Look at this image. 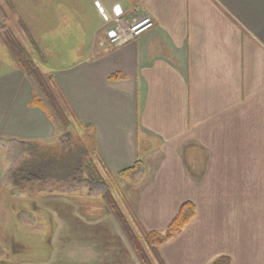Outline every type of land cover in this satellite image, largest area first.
Listing matches in <instances>:
<instances>
[{
    "label": "crops",
    "instance_id": "obj_1",
    "mask_svg": "<svg viewBox=\"0 0 264 264\" xmlns=\"http://www.w3.org/2000/svg\"><path fill=\"white\" fill-rule=\"evenodd\" d=\"M9 3L30 45L76 29L71 62L47 67L37 55L35 65L50 72L72 145L129 179L123 209L138 235L163 232L183 202L195 205L193 219L157 248L164 264H210L222 256L230 264H264V0ZM144 15L154 23L150 30L109 44L114 18ZM32 97L0 38V148L10 158L13 149L26 155L31 142L48 149L61 143ZM46 191L26 201L36 203L30 212L39 221L47 218L38 231L48 254L32 258L41 249L26 244L13 261L10 248L9 264H141L104 199L84 207L76 196Z\"/></svg>",
    "mask_w": 264,
    "mask_h": 264
},
{
    "label": "rangeland",
    "instance_id": "obj_2",
    "mask_svg": "<svg viewBox=\"0 0 264 264\" xmlns=\"http://www.w3.org/2000/svg\"><path fill=\"white\" fill-rule=\"evenodd\" d=\"M21 12L25 13L22 10ZM65 15H68V12H65ZM18 17L15 8L12 7L9 0H0V25H4L6 32L4 35L18 39L28 49L34 63H37V55L41 59L47 58L44 60L47 67H50L48 65L64 66L72 61L71 55L75 54L74 49L77 46L71 35L72 30L76 31L75 28L65 27L57 29L55 35L50 37L51 43L46 39V42H41L39 46L36 42L33 45L31 43V46L22 34V30L19 27H23L22 20L18 19ZM36 35L38 36L39 34L36 33ZM36 35L34 33L33 36ZM0 38L4 41L1 35ZM53 39L55 41H52ZM43 73L48 82L50 72ZM47 87L50 88L48 83ZM71 138L73 139L74 136H70V132L69 134H62V137L58 140L61 143L56 144L53 149L44 148L35 144V142H31L26 144L28 147L26 155L20 156L21 154H16L15 149L11 150L12 160L9 155H5V148H0V167H2V170H0L2 171L0 176V182L2 183L0 184V248H2L0 264L5 262H7L5 264H9V258L7 260L5 257L10 253V248L13 252V261L20 257V254H24L26 252V244L29 248H31L30 245L35 246L37 244V247L41 249L40 252H37L38 254L29 250V252H32L30 255L32 258L44 257L48 254L47 240L44 241L45 238L43 239L42 237L45 232L38 231L39 228H43L42 223L44 220L47 221V218L42 215L39 221L37 213L30 212L33 211L32 208H35L36 203L26 201V199L28 200L27 195L41 194V191L52 188L54 190L52 193L76 196L84 207L91 205L97 208L102 206L103 203L100 199L106 200L107 195H111L120 208L123 209L126 205V198H128L126 185L129 179L120 177L118 172L105 169V166L102 169L95 161L93 163L95 162L99 169L97 174L102 175L104 179L101 182L94 176L93 178L90 177L89 172L85 169L87 161L92 156L89 155L86 158L79 150L78 144H76V147L72 145ZM78 140L80 141V138ZM81 141L85 142V138H82ZM84 157L86 158L85 160ZM139 173L140 170L135 169V171L130 173V176L135 178ZM107 190L110 194L107 193ZM25 192H28V194ZM123 210H125V214L129 213L130 220L128 215L127 218L132 230L137 235L138 232L135 228L131 211L129 210V212L128 208ZM31 216H34L35 221ZM27 223L28 225H25ZM26 231L29 232L25 233ZM148 249H145V253L151 263L158 264L152 251Z\"/></svg>",
    "mask_w": 264,
    "mask_h": 264
},
{
    "label": "trees",
    "instance_id": "obj_3",
    "mask_svg": "<svg viewBox=\"0 0 264 264\" xmlns=\"http://www.w3.org/2000/svg\"><path fill=\"white\" fill-rule=\"evenodd\" d=\"M4 33L6 32L4 25L2 24L0 25V35L4 39L6 48L14 64L26 75L32 87L33 97L31 105L44 111L48 118L56 124L57 129L61 134H69L72 125L67 118V114L58 104L54 94L47 87V80L44 73L35 65L28 49H26L18 39L6 34L4 35ZM86 164L87 166L85 170L89 172L90 177L93 178L94 176L97 180L103 182L101 175L97 174L99 169L96 164L89 160ZM132 169L134 168H130L123 172L129 173ZM107 193L110 194L108 190ZM105 201L109 211L112 213L141 264H152L145 253L144 246L152 251L158 264H164L157 252V248L180 233L195 215V205L191 201H185L180 205L177 213L163 232L152 231L136 235L130 226V222L127 215L124 213V210L119 207V204L112 198V196L107 195ZM210 264H230V259L227 256H222L216 258Z\"/></svg>",
    "mask_w": 264,
    "mask_h": 264
},
{
    "label": "built area",
    "instance_id": "obj_4",
    "mask_svg": "<svg viewBox=\"0 0 264 264\" xmlns=\"http://www.w3.org/2000/svg\"><path fill=\"white\" fill-rule=\"evenodd\" d=\"M150 16L136 17L131 21H125L116 17L112 21L108 42L110 45H121L127 40L139 37L153 27Z\"/></svg>",
    "mask_w": 264,
    "mask_h": 264
}]
</instances>
